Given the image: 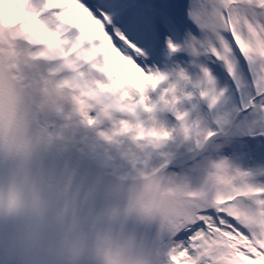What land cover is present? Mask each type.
I'll list each match as a JSON object with an SVG mask.
<instances>
[{"label":"clouds","instance_id":"9594fccd","mask_svg":"<svg viewBox=\"0 0 264 264\" xmlns=\"http://www.w3.org/2000/svg\"><path fill=\"white\" fill-rule=\"evenodd\" d=\"M17 7L0 0L4 19ZM0 45V264H231L227 232L176 241L207 208L264 231V160L226 150L255 137L264 109L240 117L205 64L162 69L140 102L136 84L87 80L59 58L41 57L34 72V57ZM80 129L94 133L80 150L96 156L104 180L86 184L67 159L47 162Z\"/></svg>","mask_w":264,"mask_h":264},{"label":"snow or ice","instance_id":"6c2138e0","mask_svg":"<svg viewBox=\"0 0 264 264\" xmlns=\"http://www.w3.org/2000/svg\"><path fill=\"white\" fill-rule=\"evenodd\" d=\"M10 2L18 7L10 8L6 19L0 13V40L19 54L34 57L30 60L34 72L44 70L41 57L59 58L61 68L87 80L111 81L120 90L136 84L143 102L144 90L152 88L147 81L157 72L196 59L223 80L225 96L235 101L240 117L247 120L264 109V0ZM5 24L19 26L23 37L9 39ZM176 45L184 50L170 55ZM140 73L148 76L140 80ZM251 132L264 137V126H253ZM244 221L248 228L223 211L207 208L184 226L176 241L187 247L196 243L198 233L220 239L219 233L227 232L231 264H264V231L252 228L251 217L244 216Z\"/></svg>","mask_w":264,"mask_h":264},{"label":"rangeland","instance_id":"374dc122","mask_svg":"<svg viewBox=\"0 0 264 264\" xmlns=\"http://www.w3.org/2000/svg\"><path fill=\"white\" fill-rule=\"evenodd\" d=\"M221 83H223V80L221 79ZM154 95V94H153ZM235 102V101H234ZM169 119L171 117L169 116ZM77 137H82V139H78L76 141V144L74 147L70 148L73 154H77L81 158H89V157H95L94 155L90 154L85 151H81L80 149L84 147L86 143H91L94 140V133H92L88 129H80L76 133ZM226 150H231V151H236V152H241L250 155L252 158L255 160H264V148L261 145V142L259 140H253L250 138H243V140L237 141L232 145L231 149H226ZM95 165L100 168L97 158L93 160ZM101 169V168H100ZM173 170H179L173 169Z\"/></svg>","mask_w":264,"mask_h":264},{"label":"water","instance_id":"95a60500","mask_svg":"<svg viewBox=\"0 0 264 264\" xmlns=\"http://www.w3.org/2000/svg\"><path fill=\"white\" fill-rule=\"evenodd\" d=\"M64 159H67L69 162H70V164L76 169V173H77V176H79V173H80V171L77 169V164H76V159H78V158H74L71 154H70V152L68 151L66 154H64V155H60V156H57V155H55V154H53L52 156H50L49 158H48V164L49 165H51V166H59L61 163H62V161L64 160ZM78 163L80 162V164L81 165H83L85 168H88L89 167V162L88 161H84V160H80L79 159V161H77ZM175 166V165H174ZM86 171L88 172V170L87 169H85V175L87 174L86 173ZM100 173V172H99ZM83 173H81L80 174V176L82 175ZM88 174L89 175H92V173H90V172H88ZM84 175V174H83ZM77 179H79L78 177H77ZM90 179H87V178H84L83 179V181H89Z\"/></svg>","mask_w":264,"mask_h":264},{"label":"bare ground","instance_id":"6f19581e","mask_svg":"<svg viewBox=\"0 0 264 264\" xmlns=\"http://www.w3.org/2000/svg\"><path fill=\"white\" fill-rule=\"evenodd\" d=\"M76 160H78V159H76ZM75 162L79 166V168H83L84 169V167L83 166H80V164L77 161H75Z\"/></svg>","mask_w":264,"mask_h":264}]
</instances>
